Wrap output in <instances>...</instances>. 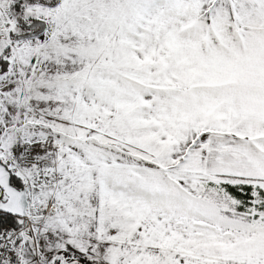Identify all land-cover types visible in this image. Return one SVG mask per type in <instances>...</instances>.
I'll return each mask as SVG.
<instances>
[{
    "label": "snow or ice",
    "instance_id": "6c2138e0",
    "mask_svg": "<svg viewBox=\"0 0 264 264\" xmlns=\"http://www.w3.org/2000/svg\"><path fill=\"white\" fill-rule=\"evenodd\" d=\"M0 264H264V0H0Z\"/></svg>",
    "mask_w": 264,
    "mask_h": 264
}]
</instances>
